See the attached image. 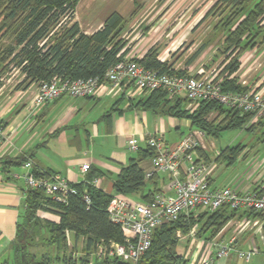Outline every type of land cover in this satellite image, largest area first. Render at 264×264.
I'll return each instance as SVG.
<instances>
[{
	"label": "trees",
	"instance_id": "1",
	"mask_svg": "<svg viewBox=\"0 0 264 264\" xmlns=\"http://www.w3.org/2000/svg\"><path fill=\"white\" fill-rule=\"evenodd\" d=\"M80 1L0 0V86L12 64L23 75L18 86L27 88L33 82L49 81L54 76L103 79L107 69L125 57L129 47L122 34L138 8H134L130 17L116 11L111 13L100 29L88 34L76 20ZM212 1L203 18V21L209 19L212 26L203 47L220 46L219 54L223 59L219 63L218 78L224 90L248 91L252 87L242 85L236 73L248 50L264 46V0ZM134 3L136 7L139 5L138 0ZM150 28L145 25L143 30L147 32ZM133 59L149 68L186 74L161 61L155 49H150L142 58ZM150 93L145 102L147 107L157 110L168 106L166 112L191 119L192 129H201L208 137H218L234 128L256 130L264 121L263 118L251 123L254 113H242L214 100L195 101L193 108H187L183 106L185 98L176 99L172 105L166 91L158 89ZM214 111L218 116L210 119ZM243 149L242 144L226 146L216 161L233 165ZM199 150L205 163L210 165L213 160L204 149ZM145 184V170L139 160L131 159L115 181V193L138 192ZM72 186L76 193H68L65 202L42 189L28 188L25 212L12 243L11 259L4 264H89L98 242L125 241L120 225L112 221L108 212L114 194L104 192L89 181ZM85 194L89 195L90 203L85 200ZM42 211L59 214L60 221L42 217ZM243 215L263 217L264 212L222 206L215 210L198 208L182 213L177 220L156 228L151 246L136 264H187V259L178 251V231L189 234L198 226L197 237L213 240L231 219ZM67 231L74 233L76 246L73 249L68 244ZM80 239L84 240L82 254L75 256ZM38 246L46 248L34 249ZM92 264L134 263L120 257H106L95 258Z\"/></svg>",
	"mask_w": 264,
	"mask_h": 264
},
{
	"label": "crops",
	"instance_id": "2",
	"mask_svg": "<svg viewBox=\"0 0 264 264\" xmlns=\"http://www.w3.org/2000/svg\"><path fill=\"white\" fill-rule=\"evenodd\" d=\"M133 10L132 7L116 12L130 17ZM113 12L115 11L101 19L88 18L82 21L76 18V20L85 33L92 34L102 27L106 18ZM141 22L135 15L122 34L128 40L129 47L125 57L142 58L150 49H155L158 58L167 62L176 71L195 75L199 70H207L217 61L222 60V55L215 54L217 51L214 50L210 56L208 46L203 47L205 35L201 38L198 36L193 38V42L187 48L180 47L183 41L175 46L174 37L171 41L166 37L157 39L152 32L153 26L147 32H144L143 28L141 31ZM248 52L255 55L252 54L253 50ZM247 58L251 60L252 57L248 55ZM243 60L236 73L240 77L239 81L243 79ZM20 75L23 78L21 73ZM13 76L4 79L0 86V118L8 137L0 143L1 264L11 259L12 243L25 212L26 194L29 188L25 173L28 171L37 176L59 175L66 178L70 185L89 181L104 192L115 195L114 184L123 167L127 166L131 159H136L145 170L146 184L138 192L125 194L127 198L148 201L158 192L174 195L171 175L167 171L154 168L152 149L147 144V138L156 135L162 137L167 145L176 144L192 130L191 119L166 112L168 106L164 108L161 106L157 110L147 107L145 102L151 93L141 91L131 83L106 85L94 96L73 97L65 94L53 101L35 105L32 99L39 83L33 82L27 88H20L18 83L22 79L16 83ZM245 81L248 82V79ZM260 84L259 89L264 91V83ZM167 98L171 99L172 105L179 98L186 99L183 103L184 107L193 108L196 104L189 101L185 95L175 97L167 95ZM263 125L264 121L259 128ZM130 139L136 141L137 149L131 147ZM243 146L244 149L237 158L239 162L248 159L250 153L248 147ZM202 149L212 159L214 150L212 148L208 150L207 147ZM220 151L217 152V156ZM200 156L204 160L201 153ZM27 160L32 161L30 169L25 166ZM85 163L90 164L87 171L82 169ZM223 164L228 169L218 171L217 164L212 162L209 165L212 187L232 186L238 190L264 191V163L255 162L244 175L235 177L229 173L225 177L227 181H220L223 170H232L234 167L228 166L227 163ZM186 168L187 165L184 163L181 167L182 176H186ZM41 216L55 222L60 221V215L54 212L42 211ZM256 220L261 222L259 224L261 227L255 224ZM197 230L198 226L189 234L180 231L181 236L177 232L180 242H184V251L180 252L179 247L178 251L187 259V264H199L208 250L215 252L218 248V244L210 245L212 240L197 237ZM232 237H236V245L241 249H254L251 259L245 260L236 254H231L227 257H216L213 264H264V216L243 215L233 218L215 238L217 243H220ZM67 239L70 248L73 249L76 246L74 233L68 231ZM83 242V239L77 241L79 246L78 251L74 252L75 256L82 254ZM43 248L46 247L38 246L34 249ZM187 253L188 257H186Z\"/></svg>",
	"mask_w": 264,
	"mask_h": 264
},
{
	"label": "built area",
	"instance_id": "3",
	"mask_svg": "<svg viewBox=\"0 0 264 264\" xmlns=\"http://www.w3.org/2000/svg\"><path fill=\"white\" fill-rule=\"evenodd\" d=\"M219 73V66H213L207 70L201 69L196 75L171 73L146 67L133 58L124 57L107 69L103 79L99 77L63 79L60 76H54L49 81H41L32 103L41 105L65 94L73 97L94 96L99 94L106 85L131 83L141 91L152 92L162 89L172 97L185 95L191 102L214 100L225 107L240 110L242 113L252 112L254 116L251 123L263 119L264 91L259 89L226 91L218 78ZM245 82L243 81L244 84ZM205 135V131L201 129H192L173 145H167L160 136L151 135L147 138V144L154 152L152 157L154 168L167 171L171 175L174 195L169 196L158 192L151 200L135 201L124 194H115L108 206V212L112 221L120 225L125 241L98 242L89 264H92L95 258L106 257H120L125 261L138 263L151 246L157 227L173 222L182 213H189L198 208L215 210L222 206H229L240 211L253 209L264 212L263 190H238L232 186H211L209 165L199 153V148L206 147ZM6 136L0 118V143L8 138ZM130 144L133 149L138 148L134 139H130ZM184 163L187 165L186 176H182L181 173ZM31 165V160L25 162L27 168L30 169ZM89 168V163L82 166L83 171ZM25 179L30 188L42 189L48 195L63 202L66 201L68 193H76V189L67 179L59 175L37 176L28 171L25 173ZM84 198L90 203L88 194H85ZM260 223L259 220L255 221L257 225ZM178 235L181 236L180 231ZM216 244H218L216 251L208 250L199 264H213L216 257H227L231 254L250 260L255 252L254 249L245 250L238 247L236 237L220 243H217L215 238L210 243L211 246Z\"/></svg>",
	"mask_w": 264,
	"mask_h": 264
},
{
	"label": "rangeland",
	"instance_id": "4",
	"mask_svg": "<svg viewBox=\"0 0 264 264\" xmlns=\"http://www.w3.org/2000/svg\"><path fill=\"white\" fill-rule=\"evenodd\" d=\"M139 5L136 7L134 0H81L77 7L76 18L84 21L85 19H101L112 11L124 10L129 8H138L136 14V19L142 21L141 31L143 26L149 25L153 26L152 31L157 39H163L166 37L169 41L174 37L176 45L181 41L180 47H188L189 44L193 42L197 36L201 38L202 36L209 35L212 29L211 22L208 20L203 21L206 11L212 4V0H138ZM199 23V24H198ZM199 27H198V25ZM193 30H195L193 32ZM152 33V34H153ZM194 38V39H193ZM199 40V39H198ZM200 43V40H199ZM217 44L208 46L207 50L209 55L219 53V47ZM211 47V48H209ZM251 55L248 51L242 56L243 58L244 73H242L243 79L239 82L242 85H249L252 89L261 88L260 83H264V46L263 48L255 47ZM249 53V54H248ZM251 56V60L247 58ZM257 55V56H256ZM263 57V58H262ZM247 58V59H246ZM255 58V59H254ZM223 59V56L222 58ZM249 59V60H248ZM254 59V60H253ZM248 60V63L246 61ZM253 60V62H252ZM220 61H217L215 65H219ZM246 63V64H245ZM16 67L13 64L9 67V71L4 75V79L14 75V81L17 83L21 78L19 69L16 71ZM240 77H238L239 79ZM248 79V82L243 83ZM251 82V83H250ZM249 83V84H248ZM260 86V87H259ZM260 90V89H259ZM218 116V112H212L209 116L210 119H215ZM204 143L208 150L212 148V160L213 163L218 165L219 169H228L223 163L226 161H216L217 152L226 146H235L238 144L245 145L250 150L248 154V159H243V161H236L233 164L232 170H223V176L220 177V181H227L225 177L229 173L235 175H244L248 169L253 165V163L258 162L259 164L264 163V125L256 130H249L244 128H234L228 129L221 133L218 137L208 138L206 135L204 137ZM254 161V162H253ZM223 165H222V164ZM252 163V164H250ZM250 165V166H249ZM247 166H249L247 168ZM258 172V170H257ZM184 242L181 241L179 244L180 252L184 251ZM191 249V248H190ZM191 253V251H189ZM189 254L187 253L186 257Z\"/></svg>",
	"mask_w": 264,
	"mask_h": 264
},
{
	"label": "water",
	"instance_id": "5",
	"mask_svg": "<svg viewBox=\"0 0 264 264\" xmlns=\"http://www.w3.org/2000/svg\"><path fill=\"white\" fill-rule=\"evenodd\" d=\"M1 264V263H0Z\"/></svg>",
	"mask_w": 264,
	"mask_h": 264
}]
</instances>
